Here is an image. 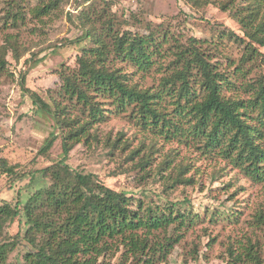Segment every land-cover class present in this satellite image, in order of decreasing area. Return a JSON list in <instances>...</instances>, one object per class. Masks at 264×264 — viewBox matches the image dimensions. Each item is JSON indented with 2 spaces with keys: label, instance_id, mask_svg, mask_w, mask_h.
I'll use <instances>...</instances> for the list:
<instances>
[{
  "label": "trees",
  "instance_id": "obj_1",
  "mask_svg": "<svg viewBox=\"0 0 264 264\" xmlns=\"http://www.w3.org/2000/svg\"><path fill=\"white\" fill-rule=\"evenodd\" d=\"M0 1L4 5L5 22L17 24L25 19L26 12L41 20L58 8L62 0H40L26 10L25 0ZM189 1L194 6L214 3L238 22L241 36L222 28L219 37L227 36L244 44L235 67V73L243 77L245 63L254 62L260 54L258 46L264 47V0H240L238 4L235 0ZM80 24L84 29L81 39L89 38L93 44L81 48L76 56L77 66L66 74L61 85L70 108L56 101L53 105L46 103L23 85L25 71L20 75L22 89L32 102L51 117L55 127H66L67 131L61 138V158L35 171L48 184L37 185L36 175L31 173L25 188L33 187V190H28L25 198L17 190L14 203L0 199V264H96L100 257L114 251H120L117 264L135 258L144 264H154L166 258L183 234V228L198 217L192 218L191 211L186 213L181 209L188 201L185 197L181 203L162 206L151 203L143 206L138 199L139 210L135 211L129 207L131 197L126 193L106 186L89 172L68 166L65 159L72 141L78 142L80 137L86 141L87 128L104 117L105 109L99 97L109 101L117 111L130 106L138 125L152 136L153 145L160 138L196 143L209 159H222L251 180L264 181L262 76L253 83L241 82L237 88L247 97H239L227 75L216 69L210 55L202 49V43H208L207 40L191 37L186 45L170 44L164 49L165 34L119 35L107 26L97 32L83 22ZM8 47L16 60L22 55L16 37L6 33L0 44V72L8 64ZM165 50L172 59L163 67L165 71H160L162 75L156 87H144L125 71V66H130L135 72L148 73L152 66H160ZM73 108L81 119L70 117ZM54 140V137L46 139L39 152L47 151ZM151 147L155 146L150 144ZM170 152L165 157L168 162H171ZM16 166L0 158V174L15 175ZM181 168V163L179 167L174 165L178 173L164 181L166 186L173 188L176 183L194 182L192 177L182 176ZM210 216L215 220L228 215L213 210ZM21 217L24 231L9 236L5 229ZM248 240L229 250L233 261L229 264H262L256 244ZM17 247L21 248L16 255L19 261L13 262L9 256Z\"/></svg>",
  "mask_w": 264,
  "mask_h": 264
},
{
  "label": "rangeland",
  "instance_id": "obj_2",
  "mask_svg": "<svg viewBox=\"0 0 264 264\" xmlns=\"http://www.w3.org/2000/svg\"><path fill=\"white\" fill-rule=\"evenodd\" d=\"M39 1L25 0V10ZM234 2L238 4L240 0ZM4 13L0 1V44L6 33H10L16 37L22 53L16 60L8 47V64L0 72V158L16 164L18 171L15 175L0 174V199L11 203L16 200L17 190L23 198L28 190H33V187L25 188L31 173L36 175V169L61 158V138L67 131L66 127H55L51 117L32 102L22 89L20 75L25 71L23 85L46 103L53 105L56 101L70 108L61 85L66 74L77 66L76 56L81 48L93 44L89 38L81 39L84 33L79 27L81 22L97 32L107 26L119 35L165 34L164 49L170 44L186 45L191 37L207 40L208 43H202V49L210 55L216 69L227 75L239 97H247L237 88L241 82L253 83L260 76L264 78V47L259 46L257 59L245 63L244 76L235 73L244 44L227 36L219 37V33L222 28L240 36L243 33L229 12L214 3L194 6L189 0H62L58 8L41 20L26 12L25 19L17 24L5 22ZM167 51L160 66H152L148 73L135 72L130 66H125V71L144 87H156L162 75L160 71H165L163 67L172 59ZM99 101L103 102L104 117L90 124L86 141L83 137L78 142L72 141L65 159L68 166L89 172L106 186L126 193L131 197L129 207L135 211L139 210L138 199L143 206L149 203L162 206L185 197L188 201L181 209L186 213L191 211L192 218L198 216L183 228V234L166 258L154 264H229L233 262L229 250L248 239L247 242L256 244L264 264V181L251 180L222 159H209L196 143L160 138L153 145L152 136L138 125L130 106L117 111L105 98L99 97ZM71 116L81 119L76 108L70 110ZM49 137L55 139L51 147L39 152ZM150 144L155 147L149 148ZM169 151L171 162L165 159ZM179 163L183 165L182 176L192 177L194 182L176 183L173 188L166 186V179L176 177L178 170L174 165L179 167ZM35 177L37 185L48 184L47 179ZM213 210L228 216L214 220L210 216ZM20 221L16 218L5 232L9 236L21 235L24 218ZM18 247L9 256L13 262L19 261L16 255L21 248ZM119 255L120 251L108 253L96 264H117ZM126 264L144 263L135 258Z\"/></svg>",
  "mask_w": 264,
  "mask_h": 264
}]
</instances>
